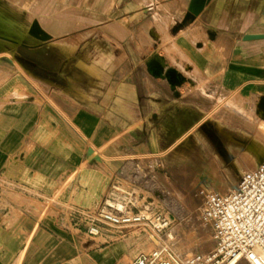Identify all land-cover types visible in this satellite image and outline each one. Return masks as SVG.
Segmentation results:
<instances>
[{
    "label": "crops",
    "instance_id": "crops-1",
    "mask_svg": "<svg viewBox=\"0 0 264 264\" xmlns=\"http://www.w3.org/2000/svg\"><path fill=\"white\" fill-rule=\"evenodd\" d=\"M193 1L0 0V264H131L155 238L137 224L91 236L76 210L139 168L171 188L180 156L223 166L209 142L240 136L215 106L264 96V37L247 38L264 34V0H207L187 19ZM182 139L196 143L181 155Z\"/></svg>",
    "mask_w": 264,
    "mask_h": 264
},
{
    "label": "built area",
    "instance_id": "built-area-1",
    "mask_svg": "<svg viewBox=\"0 0 264 264\" xmlns=\"http://www.w3.org/2000/svg\"><path fill=\"white\" fill-rule=\"evenodd\" d=\"M200 217L208 226L214 248L206 253L191 252L181 258L171 248L173 219L163 210L131 214L119 208V202L105 200L96 208L76 210L74 224L84 225L91 236H99L105 228L124 229L134 224L156 239L155 245L140 252L131 264H264V154L257 166L244 170L237 185L226 192L205 186ZM165 237L167 240H162Z\"/></svg>",
    "mask_w": 264,
    "mask_h": 264
},
{
    "label": "rangeland",
    "instance_id": "rangeland-1",
    "mask_svg": "<svg viewBox=\"0 0 264 264\" xmlns=\"http://www.w3.org/2000/svg\"><path fill=\"white\" fill-rule=\"evenodd\" d=\"M214 111L215 114L228 111L230 128L222 130L225 133L229 130L240 136V139L235 140L209 142L217 149L215 154L221 156L223 166L214 172L202 170L199 166L187 168L182 165L184 157L180 156L173 167L174 170L165 174L166 182H169L171 188L168 184L163 187L151 174L139 168L137 176L132 179L133 184L129 182V187L122 185L118 190L112 189L107 198L109 203H113L114 198L118 199L119 208H124L131 214L165 211L177 225L178 230L174 231L170 246L181 258L191 252H209L215 245L210 228L203 224L200 217L202 198L198 194L199 190L207 184L218 192L225 186H236L241 173L254 167L264 154V110L255 103L245 105L243 101L231 96L227 101H220ZM175 143V151L182 155L186 147L192 148L196 142L182 139ZM166 168H169V165ZM139 174L144 176L140 177ZM152 184L159 186L160 190L155 189ZM161 190L182 206L183 214L167 204L165 194Z\"/></svg>",
    "mask_w": 264,
    "mask_h": 264
},
{
    "label": "water",
    "instance_id": "water-1",
    "mask_svg": "<svg viewBox=\"0 0 264 264\" xmlns=\"http://www.w3.org/2000/svg\"><path fill=\"white\" fill-rule=\"evenodd\" d=\"M207 0H194L191 7H190V12L187 14V19L193 18L195 15H197L204 5L206 4ZM30 34L33 35L34 37L38 38L40 41L45 42L50 39L49 34L45 32L39 25L37 21H35L31 28H30ZM264 34H250L247 35V38H263ZM153 73L156 75H162V70L158 67L153 69ZM165 76L168 78V80L176 85L181 83V79L179 78L176 70L174 69H169L166 71ZM258 107L261 110H264V96L261 97V99L258 102Z\"/></svg>",
    "mask_w": 264,
    "mask_h": 264
},
{
    "label": "bare ground",
    "instance_id": "bare-ground-1",
    "mask_svg": "<svg viewBox=\"0 0 264 264\" xmlns=\"http://www.w3.org/2000/svg\"><path fill=\"white\" fill-rule=\"evenodd\" d=\"M140 175V177H142V176H144V175H142V174H139ZM151 183V182H150ZM155 186V184H152V186ZM151 187V186H150ZM162 188V187H161ZM155 189H157V190H160V187L159 186H155ZM161 192L163 193V194H165V200L167 201V204L169 203L171 206H172V208L174 209V210H176V211H178V212H180V213H182L183 214V208H182V206L179 204V203H177L169 194H167V193H165L164 191H162L161 190ZM257 263L258 264H262V262H261V260H259V259H257Z\"/></svg>",
    "mask_w": 264,
    "mask_h": 264
}]
</instances>
